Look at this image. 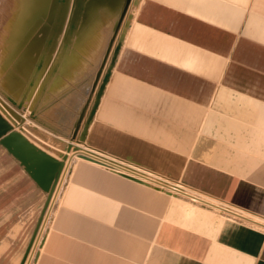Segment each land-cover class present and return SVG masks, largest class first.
<instances>
[{
	"label": "crops",
	"instance_id": "obj_1",
	"mask_svg": "<svg viewBox=\"0 0 264 264\" xmlns=\"http://www.w3.org/2000/svg\"><path fill=\"white\" fill-rule=\"evenodd\" d=\"M132 3L84 140L157 185L75 161L31 264H264V0ZM51 195L0 139V264L26 263Z\"/></svg>",
	"mask_w": 264,
	"mask_h": 264
},
{
	"label": "rangeland",
	"instance_id": "obj_2",
	"mask_svg": "<svg viewBox=\"0 0 264 264\" xmlns=\"http://www.w3.org/2000/svg\"><path fill=\"white\" fill-rule=\"evenodd\" d=\"M93 2L0 0V111L19 123L16 109L7 101L14 103L20 112L24 111V102L30 101L25 110L28 115L25 122H30L26 129L43 140L45 147H52L51 153L61 161L66 160L25 264L32 263L37 251L31 260L30 257L40 246V243L35 246L37 240L39 237L42 240L49 228L55 203L74 162L90 160L84 153L98 156L88 148L84 136L119 57L127 20L118 27L123 10L121 0H96L95 5ZM133 3L127 12L129 16L135 8ZM110 45L111 52L94 85ZM45 110L48 121L41 124V113ZM57 131L63 137L56 136ZM75 154L78 158H73Z\"/></svg>",
	"mask_w": 264,
	"mask_h": 264
},
{
	"label": "water",
	"instance_id": "obj_3",
	"mask_svg": "<svg viewBox=\"0 0 264 264\" xmlns=\"http://www.w3.org/2000/svg\"><path fill=\"white\" fill-rule=\"evenodd\" d=\"M132 0H126L125 6L121 12L118 20V27L123 23L129 6ZM111 52V45L109 46L106 58L103 61L101 70L96 77L97 85L101 72L105 67L107 57ZM77 133V130H76ZM0 139H3L5 148L11 153L30 173L32 179L38 186L46 193L51 194L64 164L58 161L55 157L51 156L45 151L34 147L28 140L13 133V127L0 113Z\"/></svg>",
	"mask_w": 264,
	"mask_h": 264
},
{
	"label": "bare ground",
	"instance_id": "obj_4",
	"mask_svg": "<svg viewBox=\"0 0 264 264\" xmlns=\"http://www.w3.org/2000/svg\"><path fill=\"white\" fill-rule=\"evenodd\" d=\"M0 113H2L0 111ZM4 116V115H3ZM85 156H87L90 160L91 163L101 167V168H106V169H110V170H113L115 172H117L118 174H121V175H124V176H128V177H131L133 178L134 180H137V181H140V182H147V183H150V184H155L157 185V183L155 182H151V180H149L150 178L149 177H146L142 174H140L139 172H137L136 170L132 169V168H129V167H125V166H122L120 164H118L117 162H114L113 160H110L109 158H106L104 156H94L92 154H88V153H84ZM78 154H75L73 156V158H78ZM160 184V183H159ZM61 186V185H60ZM174 188V187H173ZM174 190V189H173ZM177 191V190H176ZM57 192V191H56ZM54 200V199H53ZM206 206H208L209 208L215 210V211H218V212H226L230 215H233V216H236V217H239L245 221H248L250 219H248L246 216L242 215V214H239V213H236L232 210H229L223 206H220L218 204H215L213 202H208V201H202ZM54 203V202H53ZM50 215V214H49ZM47 218V217H46ZM45 226V225H44ZM41 237L38 238L37 240V243L35 246L38 245L39 241H40Z\"/></svg>",
	"mask_w": 264,
	"mask_h": 264
},
{
	"label": "built area",
	"instance_id": "obj_5",
	"mask_svg": "<svg viewBox=\"0 0 264 264\" xmlns=\"http://www.w3.org/2000/svg\"><path fill=\"white\" fill-rule=\"evenodd\" d=\"M238 219H241V218H239V217H237Z\"/></svg>",
	"mask_w": 264,
	"mask_h": 264
}]
</instances>
